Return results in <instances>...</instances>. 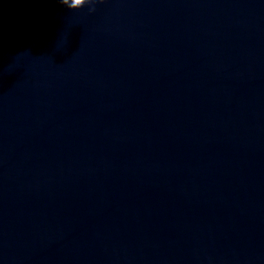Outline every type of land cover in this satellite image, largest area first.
Masks as SVG:
<instances>
[{"label": "water", "instance_id": "1", "mask_svg": "<svg viewBox=\"0 0 264 264\" xmlns=\"http://www.w3.org/2000/svg\"><path fill=\"white\" fill-rule=\"evenodd\" d=\"M0 264H264V0H0Z\"/></svg>", "mask_w": 264, "mask_h": 264}, {"label": "snow or ice", "instance_id": "2", "mask_svg": "<svg viewBox=\"0 0 264 264\" xmlns=\"http://www.w3.org/2000/svg\"><path fill=\"white\" fill-rule=\"evenodd\" d=\"M66 2H67V0H66ZM84 2V0H72V3L74 4V5H80V4H82Z\"/></svg>", "mask_w": 264, "mask_h": 264}]
</instances>
